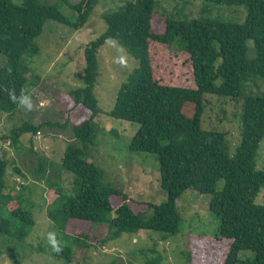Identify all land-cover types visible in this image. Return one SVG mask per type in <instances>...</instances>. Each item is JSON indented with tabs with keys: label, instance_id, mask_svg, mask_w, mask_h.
I'll return each instance as SVG.
<instances>
[{
	"label": "trees",
	"instance_id": "obj_1",
	"mask_svg": "<svg viewBox=\"0 0 264 264\" xmlns=\"http://www.w3.org/2000/svg\"><path fill=\"white\" fill-rule=\"evenodd\" d=\"M203 3L201 18L175 19L163 15L166 26L162 33L153 31L158 0H127L117 9L102 14L106 30L86 45L83 85L69 91L71 108L64 112L67 118L64 127L70 123L73 112L79 111L76 112L79 118L84 115L72 127L77 143H68L60 165L53 170L56 178L62 173L73 176L72 191H66L58 180L49 183L48 218L65 233L68 234L71 225L105 224L109 225L111 239L148 230L176 235L182 225L177 203L190 190L211 196L209 207L219 218L220 226L215 237L190 239L188 263L204 264L195 250L200 243L226 246L224 256L215 264H264V205L256 204L264 187V171L256 170L264 139V93L254 92V88L260 87L259 80L264 83V0H203ZM97 4L98 0H81L72 6L75 18L69 19L57 4L43 0H24L22 4L0 0V55L5 58L0 66L1 112L12 115L20 108L9 98L10 90L14 89L17 96L21 88L31 93L34 83L30 84L29 76H37L22 66V59L35 47L46 23L54 21L78 31L88 23ZM211 5L244 7L246 21L234 23L205 17L210 14ZM238 12L243 15V11ZM110 41L122 46L138 66L120 87L114 107L107 115L138 125L129 150L154 155L159 162L160 186L166 193V200L160 205L130 199L106 181L102 168L88 161L87 151L95 145L97 117L101 114L94 93L100 76L98 54ZM249 42L253 43V49ZM172 47L188 55L194 87L168 84L158 77L157 58L164 53L163 49L170 52ZM210 96L240 104L236 117L241 143L233 154L229 153L227 132L203 126ZM223 114L226 115L225 110ZM44 125L26 122L12 128L8 135H0V151L4 150L1 143L5 140L20 149L22 135L36 136ZM3 155L0 154V238L25 241L36 225L35 214L23 208L27 201L24 184H20L21 188H8L10 162ZM39 164L33 171L44 179L54 163L42 158ZM13 171L26 178L18 166ZM221 180L224 187L219 191ZM71 236L76 241L90 237L79 231ZM61 247L63 250L55 256L71 263L73 250ZM242 251H251L254 259L241 260ZM204 254L211 262V254L208 251ZM161 262V254L155 253L146 264Z\"/></svg>",
	"mask_w": 264,
	"mask_h": 264
},
{
	"label": "rangeland",
	"instance_id": "obj_2",
	"mask_svg": "<svg viewBox=\"0 0 264 264\" xmlns=\"http://www.w3.org/2000/svg\"><path fill=\"white\" fill-rule=\"evenodd\" d=\"M22 4L24 0H12ZM47 4H57L60 11L69 19H74L72 6L81 0H43ZM127 0H98L88 23L76 31L60 23L49 21L46 23L40 37L35 40V47L31 48L22 59V66L32 70L36 78L29 76L31 97L34 110L27 111L20 107L10 115L0 111V135H8L12 128L24 123L34 125L45 124L39 135L24 134L21 137V148L10 146L2 152L3 157L10 162L8 171V188L20 187L24 184V210L35 214L36 225L29 230L25 241L18 239H3L0 242V264H146L155 257V253L162 256L161 264H189L187 253L190 239L197 237H215L220 226L219 218L210 210L211 196L201 195L194 191H186L178 200L177 209L182 217L180 231L176 235H167L155 231H140L138 234H123L119 238L111 239L109 225L100 224L91 227L90 224L71 225L68 234L58 228L48 218V190L49 183L58 180L68 192L72 191L73 176L62 173L56 174V167L60 165L68 143H77L72 131L75 123L81 120L75 111L68 115L70 123L64 117L66 108L70 107L68 93L83 85L86 45L96 39L106 30L102 20L104 12L117 9ZM159 8L153 31L162 33L165 30V17L175 19L201 18L204 7L203 0H158ZM243 11V15L238 11ZM214 11V12H213ZM212 13V14H211ZM210 18H221L234 23L246 21L244 7H227L211 5ZM253 49L252 42L248 43ZM115 41H110L102 47L98 54L99 73L98 83L94 93L99 101L101 114L97 117L98 131L95 145L87 151L88 161L93 162L105 172V179L112 187L126 193L130 199L137 202H148L156 205L166 200V193L160 186V165L154 155L148 153H132L129 145L136 131L137 124L120 121L107 114L113 109L116 95L126 81L127 76L138 66V62L127 54V66L117 63L121 53ZM159 54L156 64L158 77L168 84L183 87H194L192 66L188 55L178 53L172 47L170 52L164 50ZM250 55L253 52L250 51ZM5 58L0 55V66ZM259 89L254 92L264 93V83L259 80ZM251 91L252 89H249ZM211 104L203 117L205 128L216 127L227 132L229 153L233 154L241 143L239 123L236 114L240 104L224 98L208 97ZM225 110L226 115L223 114ZM87 114V112H86ZM85 114V115H86ZM87 117V116H86ZM51 123L53 126L46 125ZM58 124V125H57ZM63 126L64 128H61ZM8 141V140H5ZM42 158L54 163L42 179L40 174L33 171L39 167ZM18 166L25 174L21 177L13 171ZM256 170L264 171V139L261 142L256 159ZM224 181L218 183V190H222ZM31 199L32 201L28 200ZM256 204L264 205V187L256 198ZM6 208V207H4ZM5 217L7 212L1 210ZM19 222L15 223L17 226ZM83 232L90 237L87 240L76 239L71 236L76 232ZM55 232L61 246L70 247L74 257L71 263L64 258H58L48 243L47 234ZM6 239V240H5ZM100 242H103L102 244ZM196 253L202 257L204 264H215L218 258L224 256L226 246L219 244L202 245L198 243ZM153 251H156L153 253ZM211 254V262L204 252ZM251 251H242L239 258L243 261L254 259ZM118 260L116 263L114 261Z\"/></svg>",
	"mask_w": 264,
	"mask_h": 264
},
{
	"label": "clouds",
	"instance_id": "obj_3",
	"mask_svg": "<svg viewBox=\"0 0 264 264\" xmlns=\"http://www.w3.org/2000/svg\"><path fill=\"white\" fill-rule=\"evenodd\" d=\"M119 51L123 54L118 57L116 62L122 66H127L126 50L123 49V47L121 46ZM9 98L12 100L13 103H17L19 107H22L27 111H32L36 107L32 101L31 94L25 88H21L19 96L16 95V92L14 89L10 90ZM47 240H48V243L51 245L54 252L60 253L63 250L60 245V242L57 239L55 232H49L47 234Z\"/></svg>",
	"mask_w": 264,
	"mask_h": 264
},
{
	"label": "built area",
	"instance_id": "obj_4",
	"mask_svg": "<svg viewBox=\"0 0 264 264\" xmlns=\"http://www.w3.org/2000/svg\"><path fill=\"white\" fill-rule=\"evenodd\" d=\"M41 132L39 131L38 133H37V135H39ZM1 145H2V147L4 148H9L10 146H11V141L10 140H8V141H4V142H2L1 143ZM0 154H2V152L0 151Z\"/></svg>",
	"mask_w": 264,
	"mask_h": 264
}]
</instances>
